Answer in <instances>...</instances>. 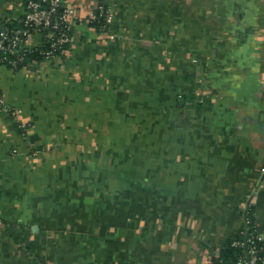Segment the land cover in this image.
Returning a JSON list of instances; mask_svg holds the SVG:
<instances>
[{
    "label": "crops",
    "instance_id": "obj_1",
    "mask_svg": "<svg viewBox=\"0 0 264 264\" xmlns=\"http://www.w3.org/2000/svg\"><path fill=\"white\" fill-rule=\"evenodd\" d=\"M66 1L63 52L0 65V264H210L245 208L264 238V0Z\"/></svg>",
    "mask_w": 264,
    "mask_h": 264
},
{
    "label": "built area",
    "instance_id": "obj_2",
    "mask_svg": "<svg viewBox=\"0 0 264 264\" xmlns=\"http://www.w3.org/2000/svg\"><path fill=\"white\" fill-rule=\"evenodd\" d=\"M101 16H105L109 24L112 21L111 7L106 0H97L95 9L87 15L86 21L92 23L99 20ZM77 18L76 8L69 5L66 0H26L24 13L17 19L18 24L10 30L7 28L0 30V65L5 64L16 68L24 60L25 51H31L35 46L30 43V36L37 32H47L45 41L40 44L51 41L52 48L48 50L45 60H52L56 55L53 54L56 47L71 42L72 36L69 31ZM105 25L106 23L101 28ZM4 111L17 116L20 110L10 104L0 90V112ZM28 125L25 121L19 123L24 132L28 129ZM250 210V208L244 209L246 223L250 222L248 216ZM262 238L259 233H252L246 238L233 240L232 244L244 247L245 252L236 262L222 264H264V255L259 254L264 244L257 246L251 243L252 240H262Z\"/></svg>",
    "mask_w": 264,
    "mask_h": 264
},
{
    "label": "trees",
    "instance_id": "obj_3",
    "mask_svg": "<svg viewBox=\"0 0 264 264\" xmlns=\"http://www.w3.org/2000/svg\"><path fill=\"white\" fill-rule=\"evenodd\" d=\"M97 11H99V10L97 9ZM105 23H106L105 27L101 28V26L104 25ZM17 24H18L17 20L15 22H12V23L8 22L4 28H7V30H10L11 28L16 26ZM90 25H92L99 32L109 31V23L106 22L105 16H101L99 20L90 23ZM69 32L72 36V29H70ZM69 44H70V42H67L61 46L56 47L53 50V54H56V55L60 54L69 46ZM51 48H52L51 41H47L44 44L35 45L31 51L26 50L24 60H22L16 68H18V69L22 68L24 65H26L27 63H30V62H42V61H44L46 59V54L48 53V50H50ZM10 115L13 118H15L16 126L18 127L19 132L20 133L22 132L23 134L26 133L21 128V126H19V123L22 120H20L18 118V115L17 116H15L13 114H10ZM248 216H249L250 222H247V223L245 222L244 227L242 228L241 232H239L235 236L231 237L227 241V243L220 250V252L212 258L210 264H222L225 262H236L238 260V258L241 256V254H243V252H245L244 247L233 245L232 242L235 239L246 238V236H248L252 233H258V231L256 229L252 209L250 210ZM251 243L257 244V246H260L261 244H264V238H262V240H258V239L252 240ZM259 254L264 255V248L260 249Z\"/></svg>",
    "mask_w": 264,
    "mask_h": 264
},
{
    "label": "rangeland",
    "instance_id": "obj_4",
    "mask_svg": "<svg viewBox=\"0 0 264 264\" xmlns=\"http://www.w3.org/2000/svg\"><path fill=\"white\" fill-rule=\"evenodd\" d=\"M125 118H122V119H118V121H117V118H114V117H112V118H104L103 119V124H104V130H106L105 129V126H107V125H112V133L111 132H108V131H111L110 129L108 130V131H104V133H103V140L104 141H106L107 143H110V141L111 140H113L114 141V138L116 137V139H120L121 140V138L125 135V134H123L124 132H119V133H114V124H115V126H117V125H120L121 123H123V120H124ZM131 119V118H130ZM136 119H138L137 117H135V120ZM115 136V137H114ZM114 143V142H113ZM106 146H109V144H106ZM108 152H109V149L108 148H106V147H104V150H103V158L106 160V158L108 157ZM117 153L118 152H120V153H122V150L121 151H116ZM122 161V160H121ZM120 167H125V165H123V164H121V166Z\"/></svg>",
    "mask_w": 264,
    "mask_h": 264
}]
</instances>
